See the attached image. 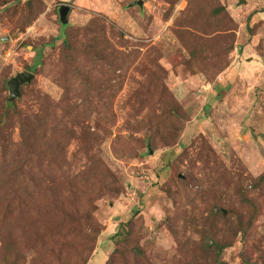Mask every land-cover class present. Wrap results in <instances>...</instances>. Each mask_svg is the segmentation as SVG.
<instances>
[{
	"label": "rangeland",
	"instance_id": "374dc122",
	"mask_svg": "<svg viewBox=\"0 0 264 264\" xmlns=\"http://www.w3.org/2000/svg\"><path fill=\"white\" fill-rule=\"evenodd\" d=\"M135 1L0 0V119L16 107L46 143L44 163L58 139L75 171L89 166V200L52 178L68 203L79 196L84 225L67 248L80 261L96 221L87 264H264V193L253 186L264 172V0ZM24 70L35 78L11 101L8 81ZM18 122L12 112L0 132V225L38 215L35 178L30 197L6 183L27 179L35 155L16 145ZM25 237L19 263L43 264Z\"/></svg>",
	"mask_w": 264,
	"mask_h": 264
},
{
	"label": "trees",
	"instance_id": "16d2710c",
	"mask_svg": "<svg viewBox=\"0 0 264 264\" xmlns=\"http://www.w3.org/2000/svg\"><path fill=\"white\" fill-rule=\"evenodd\" d=\"M20 1V0H18ZM3 4H7L10 0H2ZM67 27V24L63 26L64 38L67 37L64 33V29ZM65 51L71 50L72 46H69L68 39L64 40ZM39 62V59H37ZM65 101L67 105L70 104V100ZM10 104V103H8ZM13 105V104H12ZM76 108L82 106V103L72 104ZM74 107V106H73ZM14 112L15 115L19 118V127L21 130V140L18 144V147L29 150L35 155L27 158L25 164L27 165V175L28 178L20 180L18 172L8 175L6 181L7 185L15 184L19 180L20 188L28 190L26 196L30 197L33 193L30 186H27V181H30L35 178V210L38 213L35 217H32L30 214H25L26 220H21V216L17 217V221L14 220L9 223H4L0 225V257L4 256L5 262L3 264H20V258L18 254L21 253V250L18 249L21 238L24 235L28 238L33 239L32 235L36 234V239L32 240L35 243V251L37 257L43 260V264H48L51 262V257L56 258L61 264H87L90 253L93 250V244L100 232L99 224L94 222H89V214L85 213V217L88 221L89 233L86 236L87 248L84 253L81 255V261L79 256H74L71 253L69 254V249L71 247V237L76 234L78 230L81 229V225H84V218L81 213V207L78 205L79 196H76L73 200V203H68L67 194L65 190L68 186L62 187L57 184L58 179L61 182L67 180L71 188L75 189L81 196H85L88 200L92 197L89 191H85V182L83 179H86L87 172L89 171V166L86 164L83 169L75 171L73 167H77V158L74 156L72 161H67L65 157V146L61 145V141L56 139L57 144L55 147L50 146V155L51 158L48 162L44 163L45 155L43 145L46 143H38L35 135H28L26 123L22 114L17 110L16 107L6 110L4 112V117L0 119V132L2 128L6 125L7 121L10 120L11 113ZM45 118L49 116L43 115ZM42 145V147H41ZM83 152V151H82ZM61 155L63 158L61 159ZM24 166H21V168ZM20 168V169H21ZM73 169V170H72ZM60 175V177H57ZM66 179L64 181L63 179ZM23 179V178H22ZM253 186L255 189H259L264 193V172L254 180ZM98 196L104 194L102 190L98 191ZM243 192L241 193L242 196ZM245 201L251 203V199L246 197ZM31 202L28 200L25 205L26 208L22 209H31ZM253 205H255L253 203ZM94 206V205H92ZM24 207V206H23ZM255 211H258V205H255ZM213 210V209H212ZM220 214L219 211H216V215ZM127 227V224H123V228ZM20 229V230H19ZM247 229L242 226H239L235 234L237 237L239 234H246ZM87 232V231H86ZM127 232V231H126ZM117 236L122 235V231H118ZM31 235V236H28ZM25 237V238H26ZM209 244V242L207 243ZM231 243H215V248L218 251H222L224 248L230 246ZM137 252L142 254L141 249L137 248ZM39 264V263H38Z\"/></svg>",
	"mask_w": 264,
	"mask_h": 264
},
{
	"label": "water",
	"instance_id": "95a60500",
	"mask_svg": "<svg viewBox=\"0 0 264 264\" xmlns=\"http://www.w3.org/2000/svg\"><path fill=\"white\" fill-rule=\"evenodd\" d=\"M245 0H240V3H244ZM138 4L140 6H143L144 0H137L133 2L131 5ZM71 10V6L68 4H61L59 7V15H60V20L63 24H67L69 21L68 14ZM35 78V74L31 71L24 70L21 72H18L16 75L11 77L8 81V86H9V99L11 101L21 97L22 95V86L25 84L30 83L33 79ZM223 213L226 214L227 210L222 209Z\"/></svg>",
	"mask_w": 264,
	"mask_h": 264
}]
</instances>
